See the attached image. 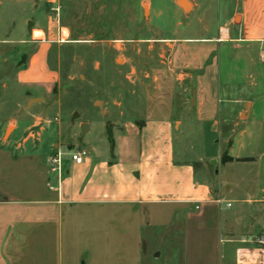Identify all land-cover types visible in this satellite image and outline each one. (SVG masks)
Listing matches in <instances>:
<instances>
[{
	"label": "crops",
	"instance_id": "0c3cea01",
	"mask_svg": "<svg viewBox=\"0 0 264 264\" xmlns=\"http://www.w3.org/2000/svg\"><path fill=\"white\" fill-rule=\"evenodd\" d=\"M38 1L37 19L24 18L27 37L2 40L32 47L14 72L15 82L32 91L23 115L33 120L24 131L39 124L38 113L25 109L30 100L44 102L58 81L47 57L54 35H69L67 26H53L60 0ZM184 2L186 10L176 0L96 1L113 8L108 28L125 29L133 40L140 39L133 35L145 5L150 35L141 39L169 52L146 74L141 114L110 131L108 154L91 147L74 163L59 161L57 152L55 167L56 154L40 151L38 133L10 142L17 120H4L0 264H140V229L154 227L177 243L180 264H264V243L257 242L264 239V0ZM168 15L183 20L176 22L182 36H153ZM220 49L227 62L222 95ZM235 76L241 85L233 84ZM174 132L182 157L190 132L211 149L194 154L195 162L176 158ZM225 156L231 160L223 162Z\"/></svg>",
	"mask_w": 264,
	"mask_h": 264
},
{
	"label": "rangeland",
	"instance_id": "374dc122",
	"mask_svg": "<svg viewBox=\"0 0 264 264\" xmlns=\"http://www.w3.org/2000/svg\"><path fill=\"white\" fill-rule=\"evenodd\" d=\"M96 1L98 0H60L59 11L58 8H53L54 14L59 13L56 17L53 15L54 28L67 26L69 35L64 38L65 31L59 39L57 34L54 35L57 42L51 44L47 57L49 66L58 69V81L51 94L44 98V102H30L25 108L38 113L39 124L24 131V123H31L33 120L28 114L27 120L23 115L28 102L26 92L32 91L15 82L14 72L23 63L20 56L23 52L30 54L32 47L28 41L8 44L2 40L27 37V22H24V18L37 19L39 12L33 11L32 5L39 1L0 0V137L6 124L3 123L4 120L11 118L17 120L16 128L11 134L13 124L10 122L5 139L11 134L9 140L13 142L24 137L26 132H36L44 141L40 151H52L53 154L58 152L59 161L70 158V153L74 151H85L91 147L101 154H108L110 145L105 131H112L115 135L114 127L121 120H129L141 114L143 90L148 80L146 74L159 65L158 61L163 60L159 55L164 58L168 56V49L163 48L162 51L141 39L150 35L144 28L147 17L145 5L144 15L141 11L138 15V35H133L140 39L133 40L125 29L121 34L120 30L108 28L109 21L114 18L113 8L104 10L98 7ZM126 10L123 17L130 20V10L124 8ZM179 21L183 22L178 16L168 15L163 25L159 22L162 30L153 36L169 37L172 31H175L176 37L182 36V26L176 25ZM31 25L30 23L28 28ZM224 54V49H220L221 95L226 83L224 73L227 62L223 58ZM235 77L233 84L241 85L242 79ZM178 98L176 96L173 102L175 115L178 112ZM97 101L101 102L102 112L94 105ZM73 113H76V117L71 119ZM81 124L88 125L82 132ZM217 128L219 129L216 126L215 129ZM47 142L51 144L50 147L47 146L49 143L45 145ZM186 142L190 148L182 157L179 155L180 137L174 132L176 158L195 162L194 154L208 153L211 149L208 144L203 146L194 132L188 133ZM194 166L198 172L199 166ZM0 183L3 185L8 182ZM139 234L140 264H180L177 243H169L163 229L142 228Z\"/></svg>",
	"mask_w": 264,
	"mask_h": 264
},
{
	"label": "built area",
	"instance_id": "2783aa9c",
	"mask_svg": "<svg viewBox=\"0 0 264 264\" xmlns=\"http://www.w3.org/2000/svg\"><path fill=\"white\" fill-rule=\"evenodd\" d=\"M86 156V152L84 150H78L70 153V160L73 161L74 163H80L82 159ZM58 161V154L56 153L55 157L51 159L52 164L55 165L57 164ZM54 169H51L53 171ZM228 206V205H227ZM258 243H264V239L257 240Z\"/></svg>",
	"mask_w": 264,
	"mask_h": 264
},
{
	"label": "water",
	"instance_id": "95a60500",
	"mask_svg": "<svg viewBox=\"0 0 264 264\" xmlns=\"http://www.w3.org/2000/svg\"><path fill=\"white\" fill-rule=\"evenodd\" d=\"M176 5L178 7H180L181 9L186 10V3L184 2V0H176ZM38 101H39V99H31L30 100V102H38ZM94 105H96V107H98L101 112L103 111L101 109V102L100 101L95 102ZM74 117H76V113H73L71 119L74 118ZM86 128H87L86 124H81L80 125V132L84 131V129H86Z\"/></svg>",
	"mask_w": 264,
	"mask_h": 264
},
{
	"label": "trees",
	"instance_id": "16d2710c",
	"mask_svg": "<svg viewBox=\"0 0 264 264\" xmlns=\"http://www.w3.org/2000/svg\"><path fill=\"white\" fill-rule=\"evenodd\" d=\"M106 135H107V140H108V143L110 145V150H111V148H112V141H111L110 131L109 130H106ZM230 160L231 159L229 157L225 156L222 161L225 162V161H230Z\"/></svg>",
	"mask_w": 264,
	"mask_h": 264
},
{
	"label": "bare ground",
	"instance_id": "6f19581e",
	"mask_svg": "<svg viewBox=\"0 0 264 264\" xmlns=\"http://www.w3.org/2000/svg\"><path fill=\"white\" fill-rule=\"evenodd\" d=\"M64 33H65V32H64ZM39 34H40V33H38V32H35V33H34V35H39Z\"/></svg>",
	"mask_w": 264,
	"mask_h": 264
}]
</instances>
